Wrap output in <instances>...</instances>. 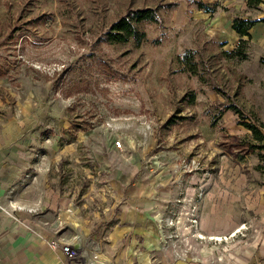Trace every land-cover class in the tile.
Instances as JSON below:
<instances>
[{
    "label": "rangeland",
    "instance_id": "1",
    "mask_svg": "<svg viewBox=\"0 0 264 264\" xmlns=\"http://www.w3.org/2000/svg\"><path fill=\"white\" fill-rule=\"evenodd\" d=\"M244 2L0 0V226L75 242L78 260L129 209L153 219V264H264V141L247 126L264 137V29L231 54L234 19L264 16ZM146 8L140 45L106 41Z\"/></svg>",
    "mask_w": 264,
    "mask_h": 264
},
{
    "label": "crops",
    "instance_id": "2",
    "mask_svg": "<svg viewBox=\"0 0 264 264\" xmlns=\"http://www.w3.org/2000/svg\"><path fill=\"white\" fill-rule=\"evenodd\" d=\"M246 2L247 0L244 3ZM262 2V12L259 14L264 16V0ZM260 28L264 29V24L258 23L252 28L250 34L253 38L257 37L256 33ZM73 217L72 210L62 211L58 224L72 223ZM117 218L111 233L93 236L90 241L86 239L89 242L86 251L87 248L99 246L101 252L96 250L97 253L112 264H153L157 233L152 217L149 224L147 216L128 209ZM143 222H148V227L142 225ZM76 231L78 233V229ZM79 231L82 233L81 228ZM54 238L48 239L50 241L47 242L30 233L16 238L12 235L9 226H0V264H69L64 251L52 248L51 242L56 240ZM80 263H85L84 256L78 264Z\"/></svg>",
    "mask_w": 264,
    "mask_h": 264
},
{
    "label": "trees",
    "instance_id": "3",
    "mask_svg": "<svg viewBox=\"0 0 264 264\" xmlns=\"http://www.w3.org/2000/svg\"><path fill=\"white\" fill-rule=\"evenodd\" d=\"M262 3H263L262 0H248L247 2L249 8L255 7L257 11L260 13L262 12V8H261ZM199 6L201 7V10H205L208 13L213 12L212 9H210L207 6H204L201 2H199ZM156 21H157V11L153 8L131 10L126 15L122 16L116 22H114L110 30L107 33H105V39L111 44L129 43L132 40H135L136 44L140 45L142 41L146 39V37H145V33L141 32L139 26L147 23H153ZM261 22H264V18L234 19L233 30L235 31L236 34L240 35V42L237 48L235 49L236 51L231 53L232 55H237L240 56L241 58H247V51L245 48H243V44L246 45L248 43V40L252 39L250 31L256 24ZM187 57H186L187 62L188 63L191 62L192 57L191 56L188 58ZM262 64H264V58L262 59ZM193 69L192 72H195V70ZM222 113L223 112H221V114ZM247 126L252 132L257 133L259 135L258 138L260 140L264 141L263 140L264 137L261 136L259 130L256 127H253L251 125H247Z\"/></svg>",
    "mask_w": 264,
    "mask_h": 264
},
{
    "label": "built area",
    "instance_id": "4",
    "mask_svg": "<svg viewBox=\"0 0 264 264\" xmlns=\"http://www.w3.org/2000/svg\"><path fill=\"white\" fill-rule=\"evenodd\" d=\"M117 143V146L120 148L122 146V143L120 142H116ZM195 163L194 161H190L185 163V164H182L181 165H176L175 166V170L176 172H178V170L181 168V167H190V166H193ZM22 210V209H20ZM96 246H98V244L94 243ZM51 246L53 249L57 250V249H61L62 251H64L65 255H66V259H67V262L69 264H78L80 262V259L85 256L86 254V250L84 251L83 255L77 260L75 258V252L74 250L72 249V246H73V243L71 242V244H65V243H61L60 241H57V240H53L51 242Z\"/></svg>",
    "mask_w": 264,
    "mask_h": 264
},
{
    "label": "bare ground",
    "instance_id": "5",
    "mask_svg": "<svg viewBox=\"0 0 264 264\" xmlns=\"http://www.w3.org/2000/svg\"><path fill=\"white\" fill-rule=\"evenodd\" d=\"M75 228L78 229V234L81 238H83L82 234L79 231V228H81L80 224H76L75 223ZM215 239V237H214ZM220 240H222V238H219ZM84 242V241H83ZM80 249V248H79ZM84 249V248H83ZM86 249V248H85ZM88 249V248H87ZM78 250V249H77ZM98 251L93 250L91 251L90 249H88L86 251V254L84 256L85 258V263L84 264H112L110 263V261H108L104 256L100 255L97 253ZM81 264V263H80Z\"/></svg>",
    "mask_w": 264,
    "mask_h": 264
}]
</instances>
